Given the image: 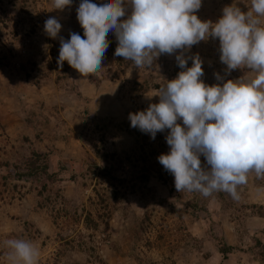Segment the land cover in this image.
I'll list each match as a JSON object with an SVG mask.
<instances>
[{
    "label": "rangeland",
    "instance_id": "374dc122",
    "mask_svg": "<svg viewBox=\"0 0 264 264\" xmlns=\"http://www.w3.org/2000/svg\"><path fill=\"white\" fill-rule=\"evenodd\" d=\"M80 3L60 11L53 0H0V264H10L9 239L38 248V264H264V177L249 173L239 199L177 192L158 161L170 150L169 130L152 139L130 126L129 113L158 103L157 90L184 70L179 50L137 67L114 56L110 31L113 52L99 71L82 77L66 61L58 68L60 39L83 37ZM227 6L246 13L251 0H202L195 14L215 23ZM49 17L62 25L55 39L44 31ZM194 54L209 86L254 78L244 67L228 72L218 39L184 56ZM101 194L110 201L100 203Z\"/></svg>",
    "mask_w": 264,
    "mask_h": 264
},
{
    "label": "clouds",
    "instance_id": "9594fccd",
    "mask_svg": "<svg viewBox=\"0 0 264 264\" xmlns=\"http://www.w3.org/2000/svg\"><path fill=\"white\" fill-rule=\"evenodd\" d=\"M53 4L62 11L72 0H53ZM201 5L202 0H105L99 5L81 0L76 17L83 37L70 33L67 41L60 39L57 65L62 68L66 61L82 77L93 75L102 67L110 31L117 40L114 56L137 67L150 66L161 54L179 50L175 59L184 70L157 90L158 103L129 113L130 126L152 139L157 132L169 130L165 139L170 150L158 161L173 175L177 192L208 197L222 191L239 199L237 188L247 183L249 173L264 177V26L260 20L264 0H251V11L246 13L227 6L215 23L198 18L195 13ZM61 27L56 17L44 23L45 33L53 39ZM209 38L218 39L219 59L228 72L244 67L254 78L205 84L199 55L185 57L184 53ZM216 79L222 77L216 74ZM201 155L207 169L201 165ZM5 243L10 264H38L39 249L31 242L9 239Z\"/></svg>",
    "mask_w": 264,
    "mask_h": 264
},
{
    "label": "trees",
    "instance_id": "16d2710c",
    "mask_svg": "<svg viewBox=\"0 0 264 264\" xmlns=\"http://www.w3.org/2000/svg\"><path fill=\"white\" fill-rule=\"evenodd\" d=\"M113 48H114V45L108 47V49H107V51L105 53V56H110L111 55V52H113ZM38 160H39V154L35 153L34 158L32 160H30L31 161L30 164L34 167V169H36L35 166H37L36 165L37 164L36 162ZM93 166H95V165H93ZM46 167H47L46 164H43V167H41V168H43V170L46 171ZM99 201H100V203H104V202L110 201V199L108 198V195L101 194V195H99ZM106 205H107V203H106ZM81 242L82 241H80L79 243L81 244ZM218 250L220 251L221 254H225V253H227V252H229L231 250V247L223 244V245H221V247H219Z\"/></svg>",
    "mask_w": 264,
    "mask_h": 264
}]
</instances>
